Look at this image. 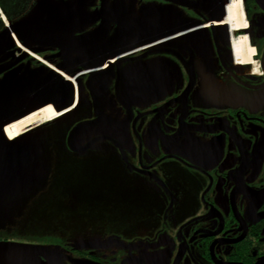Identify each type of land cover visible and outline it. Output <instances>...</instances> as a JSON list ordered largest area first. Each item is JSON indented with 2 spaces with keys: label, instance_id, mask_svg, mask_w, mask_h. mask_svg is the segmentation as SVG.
<instances>
[{
  "label": "flooded vegetation",
  "instance_id": "flooded-vegetation-1",
  "mask_svg": "<svg viewBox=\"0 0 264 264\" xmlns=\"http://www.w3.org/2000/svg\"><path fill=\"white\" fill-rule=\"evenodd\" d=\"M237 1L109 0L101 41H21L6 51L0 79L36 70L39 83L53 75L47 84L72 86L69 105L50 104L61 111L53 119L63 122V134L41 141V156L110 152L150 198L141 217L148 232L121 239L110 254L101 242L65 245L70 253L55 252V264H264V0H239L243 28L225 19ZM99 8L100 0L87 5ZM146 13L156 35L112 45L117 23ZM99 23L67 35L92 33ZM242 36L248 60L233 46ZM35 94L18 101L30 96L42 107Z\"/></svg>",
  "mask_w": 264,
  "mask_h": 264
},
{
  "label": "rangeland",
  "instance_id": "rangeland-1",
  "mask_svg": "<svg viewBox=\"0 0 264 264\" xmlns=\"http://www.w3.org/2000/svg\"><path fill=\"white\" fill-rule=\"evenodd\" d=\"M0 17L9 21L1 10ZM127 44L135 42L128 40ZM247 48V43L242 48L235 46L238 54L247 53ZM62 129L63 122L48 121L17 139V145L33 141V156H14L20 161L10 171L12 179L9 173L0 179V236L54 252L64 250L65 245L91 248L101 242V250L110 254L123 243L121 239L148 232L151 225L141 217L146 216L149 195L140 191L139 178L119 156L110 152L104 156H41V141L63 134ZM75 132L67 134L68 141ZM163 225L159 224L165 230L173 227ZM51 259L45 257L47 262Z\"/></svg>",
  "mask_w": 264,
  "mask_h": 264
},
{
  "label": "water",
  "instance_id": "water-1",
  "mask_svg": "<svg viewBox=\"0 0 264 264\" xmlns=\"http://www.w3.org/2000/svg\"><path fill=\"white\" fill-rule=\"evenodd\" d=\"M91 1L95 0H36L29 15L14 22H5L4 29L0 31V61L9 57L12 52L6 51L15 45H20L21 41L56 45L101 41L108 31L110 20L112 19L111 16H108L109 0H100L99 9L88 11L86 8ZM145 8L149 10L150 6ZM98 19H100V23L92 33L77 37L67 35L75 28L79 29L82 25L95 22ZM150 20V16L146 13L144 17H140L138 20L129 18L117 23V31L119 26V33L110 40L112 45L115 46L119 43L126 45L128 40H133L135 43L146 42V39L157 34L156 30L152 29ZM135 27L138 28L135 29ZM153 32L155 33L154 35ZM14 35L17 40L14 39ZM4 69L5 66H2L0 73ZM18 72V70H14L13 72L5 73L0 79V179L8 173L12 179L10 171L20 161L14 156H33V151H31L33 141H28L23 145H17L16 141L20 136L41 123L27 127L15 138L10 139L6 136L4 132L6 124L41 108L33 106L35 103L32 102V97L27 96L22 103L18 101L19 97L24 93L35 92L34 102L37 99L39 105L43 104V106L54 102L60 104L70 100V102L64 104L63 107H65L71 103L73 96L72 86L68 81L47 84L46 81H49L51 77L54 78L53 75H48L39 83L41 72L27 70L17 76ZM56 112L59 113L61 111ZM54 254V251H42L28 245L0 241L1 264H55L51 259ZM38 255L50 256L51 260L48 262L42 261Z\"/></svg>",
  "mask_w": 264,
  "mask_h": 264
},
{
  "label": "bare ground",
  "instance_id": "bare-ground-1",
  "mask_svg": "<svg viewBox=\"0 0 264 264\" xmlns=\"http://www.w3.org/2000/svg\"><path fill=\"white\" fill-rule=\"evenodd\" d=\"M228 7H230L231 10H229V12L226 15L227 16V18H225L226 22L228 24L236 25L238 28H243L245 26L243 22L239 21L236 23V20L238 19V17L242 16V11L240 9L239 0L233 4L231 3V5ZM1 16L2 18H4L2 14ZM246 38L242 36L241 38L234 40V43H233L234 49H235V45L237 48H240V47L242 48V44L247 43ZM14 39H16L15 35H14ZM246 50H247V53L238 54L236 50L235 52L238 56L243 55L244 57H246V60H248V58L250 57L249 55L252 54V50L249 48V46ZM56 115H57V112L54 110V108L51 105L48 104L35 111H32L28 115L23 116L22 118L18 120H15L11 123L6 124L4 126V132L8 138L12 139V138L19 136L21 132L25 130L27 127L34 125L40 121L48 122L52 120Z\"/></svg>",
  "mask_w": 264,
  "mask_h": 264
},
{
  "label": "trees",
  "instance_id": "trees-1",
  "mask_svg": "<svg viewBox=\"0 0 264 264\" xmlns=\"http://www.w3.org/2000/svg\"><path fill=\"white\" fill-rule=\"evenodd\" d=\"M36 0H0V10L10 22H14L32 10ZM5 27L0 17V31Z\"/></svg>",
  "mask_w": 264,
  "mask_h": 264
}]
</instances>
